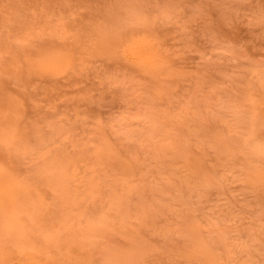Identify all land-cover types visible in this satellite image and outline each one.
<instances>
[{
	"label": "rangeland",
	"instance_id": "374dc122",
	"mask_svg": "<svg viewBox=\"0 0 264 264\" xmlns=\"http://www.w3.org/2000/svg\"><path fill=\"white\" fill-rule=\"evenodd\" d=\"M134 39L159 71L129 61ZM52 54L58 71L32 68ZM14 102L0 164L26 200L50 227L106 222L60 264L133 245L132 264H264V0H0V105Z\"/></svg>",
	"mask_w": 264,
	"mask_h": 264
},
{
	"label": "bare ground",
	"instance_id": "6f19581e",
	"mask_svg": "<svg viewBox=\"0 0 264 264\" xmlns=\"http://www.w3.org/2000/svg\"><path fill=\"white\" fill-rule=\"evenodd\" d=\"M125 51L129 61L145 73L156 72L161 68L156 53L143 40L134 39L127 45ZM64 63L65 59L61 54L45 55L37 60L32 68L42 72L58 71ZM0 112L5 117L9 114H16L18 104L14 102L12 109L10 106L1 104ZM257 117L259 120L256 124L264 125V109L257 114ZM13 125L5 126V128L0 126V141L16 149L20 135ZM56 170L57 166L54 164L49 170L52 173L45 176L44 181L51 182L53 178L60 181L61 176L57 178L54 174ZM259 178L264 180V176H259ZM29 193L30 190L20 182L15 171L0 164V264H60V256L78 255L82 248L81 244L86 246L92 244L94 239L106 230L103 228L106 224L104 220H94L89 214L88 216L83 214L71 216L66 213L65 217L60 219V223L50 227L41 206L38 205L40 203L29 202L28 197L26 200ZM62 202L75 204L76 199L63 194ZM26 204L29 205L22 210ZM24 211L26 217L22 215ZM25 220L30 224L35 223L38 227L37 235L32 237L29 234ZM111 225L109 224L108 227H112ZM65 230L68 233L63 236ZM139 252L138 246L133 245L127 251L122 250L123 255L117 259L114 255H110V259L112 258L111 261L115 264H132L136 256H140ZM77 258L75 264H88L93 261L90 254L85 255L84 258ZM206 260L210 264H215L211 255H207Z\"/></svg>",
	"mask_w": 264,
	"mask_h": 264
}]
</instances>
